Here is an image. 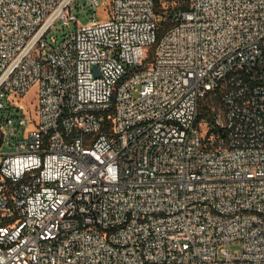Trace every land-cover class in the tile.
Instances as JSON below:
<instances>
[{"label":"built area","instance_id":"2783aa9c","mask_svg":"<svg viewBox=\"0 0 264 264\" xmlns=\"http://www.w3.org/2000/svg\"><path fill=\"white\" fill-rule=\"evenodd\" d=\"M74 2L0 0V264H264V0Z\"/></svg>","mask_w":264,"mask_h":264},{"label":"rangeland","instance_id":"374dc122","mask_svg":"<svg viewBox=\"0 0 264 264\" xmlns=\"http://www.w3.org/2000/svg\"><path fill=\"white\" fill-rule=\"evenodd\" d=\"M81 2L83 3V0H75V2L71 5L70 10L71 12L78 14V22L84 23L87 20V17L90 16V10L82 11L80 9H77L75 11L76 3ZM110 8V0H102V3L97 6L95 9V18L98 20L104 19L107 14L108 10ZM74 29V21L68 20L67 22H62L61 19H57L51 26V28L46 32L45 34V41L50 44L51 46H57L61 39L66 36L68 33H71ZM31 90L28 92L30 94ZM203 129V134H204ZM19 138H21V135H19ZM14 149L13 145H3L0 148V151L6 152L11 151ZM225 248L229 252H233L234 250L240 249V241H230L228 244L225 245Z\"/></svg>","mask_w":264,"mask_h":264},{"label":"trees","instance_id":"16d2710c","mask_svg":"<svg viewBox=\"0 0 264 264\" xmlns=\"http://www.w3.org/2000/svg\"><path fill=\"white\" fill-rule=\"evenodd\" d=\"M211 100L208 97L204 98L203 103L201 105V114L202 115H207L208 110H209V106H210L209 104H211V102H213L215 104L217 103V97L216 98L211 97Z\"/></svg>","mask_w":264,"mask_h":264}]
</instances>
